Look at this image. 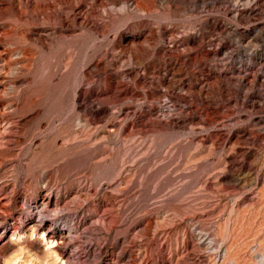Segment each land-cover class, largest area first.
Masks as SVG:
<instances>
[{
    "label": "rangeland",
    "instance_id": "374dc122",
    "mask_svg": "<svg viewBox=\"0 0 264 264\" xmlns=\"http://www.w3.org/2000/svg\"><path fill=\"white\" fill-rule=\"evenodd\" d=\"M0 222V264H264V0H0Z\"/></svg>",
    "mask_w": 264,
    "mask_h": 264
},
{
    "label": "bare ground",
    "instance_id": "6f19581e",
    "mask_svg": "<svg viewBox=\"0 0 264 264\" xmlns=\"http://www.w3.org/2000/svg\"><path fill=\"white\" fill-rule=\"evenodd\" d=\"M8 133H11V131H9ZM120 170V168L118 170H112L110 169L109 167H106L104 169H100V171L102 172V177L99 179V180H96L95 182L97 184H100L102 181H107L106 184H110L111 181H113L115 179V176H117V173H119L118 171ZM93 172H95V169L93 170ZM125 172H126V169H125ZM120 179L118 181H121V184L120 186H123L126 184V176H124V173L120 175ZM123 191V190H122ZM125 194H126V191H125ZM124 196V195H122ZM122 203L121 207L122 206H125V202H126V199L120 201ZM125 209L123 208V211L124 212ZM2 223L0 222V225ZM39 260V257H35L34 255H29L28 257H24V258H21L20 256H14L13 258H10L8 259L7 261H5V264H36ZM47 260V261H46ZM44 259L42 260V262H46V264H49L48 263V259ZM52 264H66V263H63L62 261H60V259H56L55 262H53Z\"/></svg>",
    "mask_w": 264,
    "mask_h": 264
}]
</instances>
